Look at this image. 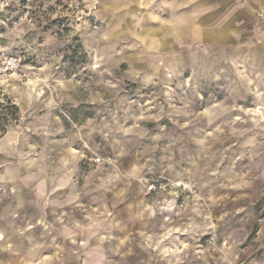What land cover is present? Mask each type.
Listing matches in <instances>:
<instances>
[{"label": "clouds", "instance_id": "obj_1", "mask_svg": "<svg viewBox=\"0 0 264 264\" xmlns=\"http://www.w3.org/2000/svg\"><path fill=\"white\" fill-rule=\"evenodd\" d=\"M0 264H264V0H0Z\"/></svg>", "mask_w": 264, "mask_h": 264}]
</instances>
